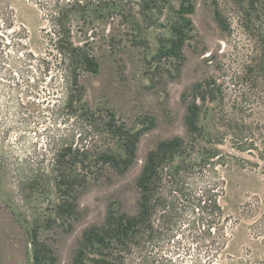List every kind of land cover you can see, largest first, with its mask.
Returning a JSON list of instances; mask_svg holds the SVG:
<instances>
[{
	"label": "rangeland",
	"instance_id": "obj_1",
	"mask_svg": "<svg viewBox=\"0 0 264 264\" xmlns=\"http://www.w3.org/2000/svg\"><path fill=\"white\" fill-rule=\"evenodd\" d=\"M8 1L15 16L0 13V264H37L35 242L46 254L39 264H77L78 249L80 264H264V25L248 28L234 0L89 6L71 15L73 39L99 58L100 71L82 76L83 101L70 108L50 16L38 0ZM179 26L189 35L171 56ZM110 113L136 129L155 121L138 156L164 139L183 141L158 164L148 217L126 240L100 244L84 229L105 232L108 213L111 221L135 215L142 197L137 161L120 173L101 159L124 156L106 131ZM67 146L76 162L57 163ZM64 165L74 174L69 186Z\"/></svg>",
	"mask_w": 264,
	"mask_h": 264
},
{
	"label": "trees",
	"instance_id": "obj_2",
	"mask_svg": "<svg viewBox=\"0 0 264 264\" xmlns=\"http://www.w3.org/2000/svg\"><path fill=\"white\" fill-rule=\"evenodd\" d=\"M38 1V4L46 10L53 23V30H50L48 35L50 36V44L58 53L61 64L59 67L62 68L63 77L66 81L65 86L68 92V100L66 104L70 108H76V106H74L76 105L75 103L80 104L83 101L85 91L84 85L82 84V76L88 72L93 74L98 73L100 71V60L96 55L91 54L84 47V45H78L74 42L71 15L75 12L84 11L89 6H94L97 9L101 8L105 3H107V0ZM244 1L246 0H234V4H236L237 10L241 13V17L245 25L250 29L253 27H255L253 29H256L259 25L258 22L264 25V0H248L246 5L243 4ZM192 9L193 11L195 10V5ZM0 13L2 15L7 13L9 19L15 16V10L12 8L8 0H0ZM188 35V29L185 26H179L177 28L176 38L172 41L171 46L166 49L165 53H168L171 56L181 55L182 47L188 38ZM198 83H196L195 86ZM84 105L82 104L88 115L90 117H95L96 113H94V111L92 112L89 107H85ZM192 109V103L188 104L186 123L189 131H191L194 122V119L192 121L190 120ZM106 118H109L106 122V125L108 126L106 131L113 138H117L119 143L122 144L124 147V156H118V154L107 151L101 154V159L105 162V165H113L118 171H120V173H124L130 168L137 157L138 143L141 136L145 131L151 129L155 125V121H153L152 118V120L147 119L143 122L146 126L136 129L131 126H127L125 123H120L116 120V116L113 113H110V115ZM182 141L183 137L181 136L164 139L160 141L154 149L149 151L143 170L137 179V185L142 188V197L139 199L140 212L135 215L124 213L127 218L121 214L118 217H114L113 221L110 220V215L108 213L105 222H109L111 226H109V228L103 233H98L96 231V226L99 225L88 227L83 233L86 241H95L97 239L100 244H106L111 242L113 239L116 240V238H118V240L122 241L124 239L126 240L130 236L129 231L134 230L135 227L141 223L142 219L147 218L149 215V197L151 196L156 183L162 179L160 170H158V164L163 161V158L166 154H168L169 149L173 145ZM76 156L77 154L75 150H72V148L67 146L58 150L56 160L59 164L66 158L69 160L72 159L73 162H76ZM68 162L69 161L67 160V163ZM69 167V165H64L60 170L61 173L59 174L61 175V179L64 181L63 184L67 186L71 185L74 180V174L69 171ZM31 179L34 180V178ZM38 245L39 244L35 242V254L33 257L37 264H39L42 257L46 255L43 254L45 253V250ZM79 256L81 257V249H78L75 255V262L77 264H80Z\"/></svg>",
	"mask_w": 264,
	"mask_h": 264
},
{
	"label": "water",
	"instance_id": "obj_3",
	"mask_svg": "<svg viewBox=\"0 0 264 264\" xmlns=\"http://www.w3.org/2000/svg\"><path fill=\"white\" fill-rule=\"evenodd\" d=\"M211 55V53H209L207 56H210ZM142 137V136H141ZM141 139V138H140ZM140 142V141H139ZM139 145V144H138ZM149 153V152H148ZM148 153L145 155V156H138L137 155V157H136V159H135V161H137L138 162V164L140 165V168H139V170H138V177H139V175L141 174V172H142V170H143V167H144V165H145V161H146V158H147V155H148ZM137 154H138V149H137ZM134 161V162H135ZM88 227H90V226H88ZM88 227H86L85 229H87ZM84 229V230H85Z\"/></svg>",
	"mask_w": 264,
	"mask_h": 264
},
{
	"label": "flooded vegetation",
	"instance_id": "obj_4",
	"mask_svg": "<svg viewBox=\"0 0 264 264\" xmlns=\"http://www.w3.org/2000/svg\"><path fill=\"white\" fill-rule=\"evenodd\" d=\"M149 119H151V118H149Z\"/></svg>",
	"mask_w": 264,
	"mask_h": 264
}]
</instances>
